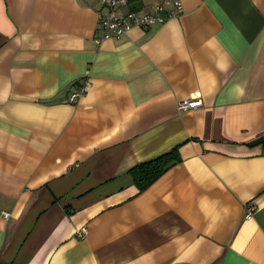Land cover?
I'll return each instance as SVG.
<instances>
[{
	"label": "crops",
	"instance_id": "1",
	"mask_svg": "<svg viewBox=\"0 0 264 264\" xmlns=\"http://www.w3.org/2000/svg\"><path fill=\"white\" fill-rule=\"evenodd\" d=\"M180 2L96 43L98 0H0V264H264V0Z\"/></svg>",
	"mask_w": 264,
	"mask_h": 264
},
{
	"label": "built area",
	"instance_id": "2",
	"mask_svg": "<svg viewBox=\"0 0 264 264\" xmlns=\"http://www.w3.org/2000/svg\"><path fill=\"white\" fill-rule=\"evenodd\" d=\"M135 0H98L100 8L98 10V26L101 34L95 37V42L108 38L120 39L130 29L134 27L149 28L154 24L165 22L172 16L179 15L182 12L180 0H161L154 4L148 11L126 10L121 12L120 9L127 6ZM90 83L87 79L81 81L80 84L73 85L68 94V101L75 103L87 90ZM199 100H184L179 102V109L194 108L200 106ZM252 210V209H250ZM4 218L9 213L2 212ZM86 230L82 229L77 235L82 238L85 236Z\"/></svg>",
	"mask_w": 264,
	"mask_h": 264
},
{
	"label": "trees",
	"instance_id": "3",
	"mask_svg": "<svg viewBox=\"0 0 264 264\" xmlns=\"http://www.w3.org/2000/svg\"><path fill=\"white\" fill-rule=\"evenodd\" d=\"M178 149L179 145H176L155 158L137 163L129 168L128 174L139 192L145 190L165 171L181 161Z\"/></svg>",
	"mask_w": 264,
	"mask_h": 264
}]
</instances>
